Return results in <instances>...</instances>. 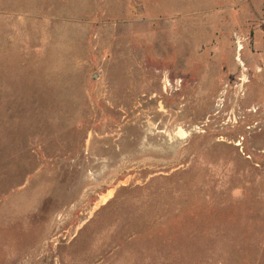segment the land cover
Returning <instances> with one entry per match:
<instances>
[{
    "label": "rangeland",
    "instance_id": "obj_1",
    "mask_svg": "<svg viewBox=\"0 0 264 264\" xmlns=\"http://www.w3.org/2000/svg\"><path fill=\"white\" fill-rule=\"evenodd\" d=\"M0 264H264V0H0Z\"/></svg>",
    "mask_w": 264,
    "mask_h": 264
},
{
    "label": "bare ground",
    "instance_id": "obj_2",
    "mask_svg": "<svg viewBox=\"0 0 264 264\" xmlns=\"http://www.w3.org/2000/svg\"><path fill=\"white\" fill-rule=\"evenodd\" d=\"M239 56H240V55L238 54L237 60L240 61V64H241V65H244V63L242 62L241 58H239Z\"/></svg>",
    "mask_w": 264,
    "mask_h": 264
}]
</instances>
